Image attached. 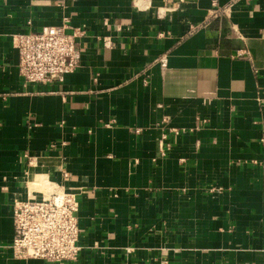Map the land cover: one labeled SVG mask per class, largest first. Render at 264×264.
Returning <instances> with one entry per match:
<instances>
[{
	"label": "crops",
	"instance_id": "1",
	"mask_svg": "<svg viewBox=\"0 0 264 264\" xmlns=\"http://www.w3.org/2000/svg\"><path fill=\"white\" fill-rule=\"evenodd\" d=\"M212 1L0 0V264H264V0ZM64 20L78 65L24 83L13 35ZM41 173L76 260L13 253Z\"/></svg>",
	"mask_w": 264,
	"mask_h": 264
},
{
	"label": "built area",
	"instance_id": "2",
	"mask_svg": "<svg viewBox=\"0 0 264 264\" xmlns=\"http://www.w3.org/2000/svg\"><path fill=\"white\" fill-rule=\"evenodd\" d=\"M212 6L217 7L215 0ZM66 28L64 20L39 31L13 35L19 55L18 72L24 83L62 82L76 68L80 51L76 35L67 33ZM161 64H165V59H161ZM51 182L55 187L50 193L33 192L26 199L13 201L11 248L17 257L57 263L78 257L80 229L76 197L61 184Z\"/></svg>",
	"mask_w": 264,
	"mask_h": 264
},
{
	"label": "bare ground",
	"instance_id": "3",
	"mask_svg": "<svg viewBox=\"0 0 264 264\" xmlns=\"http://www.w3.org/2000/svg\"><path fill=\"white\" fill-rule=\"evenodd\" d=\"M33 189V191H29V185ZM55 184L49 180L48 176L46 174H38L35 178H33L32 181L27 180V186H26V193L27 195H31L33 192H43L44 195L50 193L54 190Z\"/></svg>",
	"mask_w": 264,
	"mask_h": 264
},
{
	"label": "rangeland",
	"instance_id": "4",
	"mask_svg": "<svg viewBox=\"0 0 264 264\" xmlns=\"http://www.w3.org/2000/svg\"><path fill=\"white\" fill-rule=\"evenodd\" d=\"M28 185H29V183H28ZM29 188H30L29 191H33V189L30 187V185H29Z\"/></svg>",
	"mask_w": 264,
	"mask_h": 264
}]
</instances>
